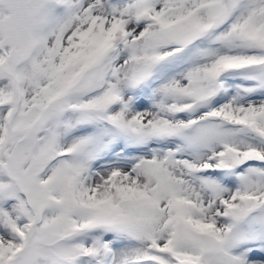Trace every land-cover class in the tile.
<instances>
[{
    "label": "snow or ice",
    "instance_id": "6c2138e0",
    "mask_svg": "<svg viewBox=\"0 0 264 264\" xmlns=\"http://www.w3.org/2000/svg\"><path fill=\"white\" fill-rule=\"evenodd\" d=\"M0 264H264V0H0Z\"/></svg>",
    "mask_w": 264,
    "mask_h": 264
}]
</instances>
